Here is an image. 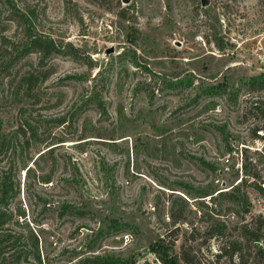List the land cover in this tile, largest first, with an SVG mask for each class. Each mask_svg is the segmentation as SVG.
Here are the masks:
<instances>
[{
  "label": "rangeland",
  "instance_id": "obj_1",
  "mask_svg": "<svg viewBox=\"0 0 264 264\" xmlns=\"http://www.w3.org/2000/svg\"><path fill=\"white\" fill-rule=\"evenodd\" d=\"M29 30L60 49L44 65L32 52L13 67L50 72L23 118L68 115L67 124L49 125L67 140L33 164L31 179L20 158L1 155L0 182L7 174L17 185L0 233L26 244L34 231L44 264H164L155 251L164 235L175 252L194 244L203 264H237V255L216 254L240 226L264 220V153L251 149L264 125V81L252 83L264 79V0L2 1L0 52ZM8 82L0 86L7 95ZM19 107L0 112L8 137ZM66 204L83 214L61 217ZM218 225L223 236L212 235ZM261 234L245 252L264 248V224ZM28 262L39 264L32 254Z\"/></svg>",
  "mask_w": 264,
  "mask_h": 264
},
{
  "label": "trees",
  "instance_id": "obj_2",
  "mask_svg": "<svg viewBox=\"0 0 264 264\" xmlns=\"http://www.w3.org/2000/svg\"><path fill=\"white\" fill-rule=\"evenodd\" d=\"M11 2V0H0L1 2ZM10 16L13 18H22L21 16H16L15 12H11ZM20 21V20H19ZM30 29V28H29ZM60 49L59 43L54 40L51 36L34 33L30 30L26 33V36L18 43L15 44L13 50L5 49L4 52H0V86H4V79L9 77V95L6 94L5 89L0 92V112H7L9 108L19 107L20 111V121L18 130L15 131L11 136H7L1 133L0 128V157L5 152H11V157L13 160L20 158L23 169L26 170L27 179L34 178L36 175V168L33 166L34 163L37 164L38 159L47 158L48 153L52 152L58 145L67 139L61 137H52L51 130H49V125H64L68 122V115L59 116H49L43 119H30L23 118L28 111L32 110L38 101L41 100L39 93V86L41 82L45 81L49 76V71L44 68H30L25 72L22 71V67L13 71V67L17 66L21 59L29 55L32 52H37L40 55V62L44 65V60L51 56L53 53L58 52ZM260 80L259 83L252 82L253 85L262 86L260 84L263 82ZM95 100L96 97H94ZM88 103V102H87ZM254 107H258L257 104H253ZM102 108V107H101ZM104 109V108H103ZM264 115V110H262ZM39 118L41 115H38ZM70 118L73 117L72 112L69 114ZM31 117V116H30ZM77 114L75 115V118ZM2 117L0 116V127H2ZM259 127V126H258ZM256 127L254 129V134H256ZM51 137V140H50ZM55 139V140H54ZM42 144H46L45 147L39 148ZM35 151L37 159H34L33 154ZM33 162L30 164V162ZM12 167H14L12 165ZM40 168L42 169L41 165ZM257 177L259 173L255 174ZM50 175L43 177V184L51 180ZM15 182L9 179L7 174L1 178L0 182V223L3 225L6 223L12 215L9 209H4L7 204H9L10 198L13 196V191L15 187ZM17 185V184H16ZM20 186V182H18ZM262 187L261 185H259ZM222 192V191H221ZM42 199V198H41ZM44 199V198H43ZM42 201L45 204H49L45 199ZM48 210V208H46ZM71 212L82 215L83 212L79 207L73 204H66L62 206L60 215L64 217ZM256 225L251 226L249 222L243 224L241 227V235L235 239H229V241L224 242L221 246V252L216 254L217 258L223 255H228L232 260L235 255H237L239 262L237 264H249L251 256L256 264H264V248L261 245H257L255 251L245 252V244L249 241L260 242L262 239V228L264 224L263 217H259L256 221ZM227 227L218 225L214 228V233H220L223 236ZM180 229L177 228L176 236L178 237ZM5 231V230H4ZM30 239L31 243H18L21 241V237L18 234L13 233L12 230H6L5 233H0V264H21L23 258L34 257L39 264H44L45 259H43L39 247V237L34 232L31 231ZM54 236V235H53ZM190 241H195V233L190 234ZM177 239V238H176ZM176 240H168L164 235L159 239V247L156 251L157 257L164 264H203V260L197 253V247L194 244H188V242L181 244L180 250L175 252ZM51 264V262H48ZM27 264H31L28 262ZM83 264H119L111 259H87Z\"/></svg>",
  "mask_w": 264,
  "mask_h": 264
},
{
  "label": "built area",
  "instance_id": "obj_3",
  "mask_svg": "<svg viewBox=\"0 0 264 264\" xmlns=\"http://www.w3.org/2000/svg\"><path fill=\"white\" fill-rule=\"evenodd\" d=\"M251 149H254L256 151H259L260 153H264V125L259 126L256 129V134H255V139H254V143L251 147ZM238 155V154H237ZM232 158H231V153L227 154L224 158V161L226 163L231 162ZM238 160L240 161L241 165H242V160H243V152H240V156L238 158ZM262 172L264 173V164L262 166ZM263 175V174H262ZM264 178V177H263ZM264 182V181H263ZM50 184V183H49ZM52 185V183H51ZM47 187H50V185H48Z\"/></svg>",
  "mask_w": 264,
  "mask_h": 264
},
{
  "label": "water",
  "instance_id": "obj_4",
  "mask_svg": "<svg viewBox=\"0 0 264 264\" xmlns=\"http://www.w3.org/2000/svg\"><path fill=\"white\" fill-rule=\"evenodd\" d=\"M124 2H126V3H128L130 0H123ZM210 3V0H202V4L204 5V6H207L208 4ZM111 52H113V48H110V49H107L106 50V53L108 54V53H111Z\"/></svg>",
  "mask_w": 264,
  "mask_h": 264
}]
</instances>
